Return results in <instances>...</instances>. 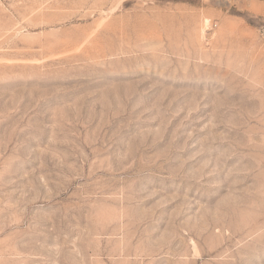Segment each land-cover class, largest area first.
Masks as SVG:
<instances>
[{
  "label": "rangeland",
  "instance_id": "rangeland-1",
  "mask_svg": "<svg viewBox=\"0 0 264 264\" xmlns=\"http://www.w3.org/2000/svg\"><path fill=\"white\" fill-rule=\"evenodd\" d=\"M0 264H264V0H0Z\"/></svg>",
  "mask_w": 264,
  "mask_h": 264
},
{
  "label": "bare ground",
  "instance_id": "bare-ground-1",
  "mask_svg": "<svg viewBox=\"0 0 264 264\" xmlns=\"http://www.w3.org/2000/svg\"><path fill=\"white\" fill-rule=\"evenodd\" d=\"M215 1L223 2V3L226 2L227 3V2H230V1H233L234 2V1H237V0H215Z\"/></svg>",
  "mask_w": 264,
  "mask_h": 264
}]
</instances>
